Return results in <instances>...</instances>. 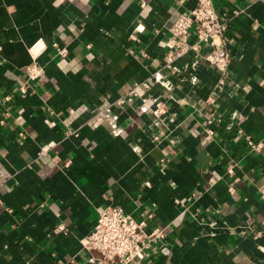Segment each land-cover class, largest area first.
<instances>
[{
  "label": "crops",
  "instance_id": "obj_1",
  "mask_svg": "<svg viewBox=\"0 0 264 264\" xmlns=\"http://www.w3.org/2000/svg\"><path fill=\"white\" fill-rule=\"evenodd\" d=\"M214 5L227 73L192 52L165 64L193 3L0 0V264H102L83 240L113 204L166 235L128 264H264V152L246 141L264 144V0Z\"/></svg>",
  "mask_w": 264,
  "mask_h": 264
},
{
  "label": "built area",
  "instance_id": "obj_2",
  "mask_svg": "<svg viewBox=\"0 0 264 264\" xmlns=\"http://www.w3.org/2000/svg\"><path fill=\"white\" fill-rule=\"evenodd\" d=\"M178 5L184 6L193 3V7L186 14H182L172 27V36L163 46L167 49L164 57L167 66L173 65L180 58L189 53H195L203 57L209 65L217 68L223 73H227L232 57L226 49L229 39L228 22H226L217 11L214 0H174ZM236 15L239 12L235 13ZM191 37L195 40L190 42ZM57 54L65 57L68 54L66 48L60 47L57 42L52 44ZM205 47V48H204ZM206 47L209 51L206 52ZM45 43L42 53L47 50ZM143 57H147L143 53ZM43 68L38 64L37 59L33 60L28 68V80L20 88L22 94H28L32 84L43 74ZM150 89L148 83L143 84ZM0 96L1 93H0ZM12 94L3 95V102L9 104L12 101ZM152 113L157 118L165 119L169 113L167 105L158 100L152 109ZM4 117L0 119V126H6L11 112L5 110ZM217 113L211 114L208 124L216 123ZM208 134L214 135L211 127L207 129ZM161 135L153 137L154 143H160ZM247 145L256 152H264V144L256 143L251 137L246 138ZM175 144L176 140H171ZM228 172L234 173V167ZM233 192L234 190L231 189ZM261 197L264 201V190H261ZM146 222L137 221L126 213L119 205H108L100 213L97 223L91 233L83 240L86 249L98 252L102 257V264L113 263L119 260L122 264H128L136 260H142L148 256L153 242L165 239L166 235L161 229H155L147 234L145 231Z\"/></svg>",
  "mask_w": 264,
  "mask_h": 264
},
{
  "label": "bare ground",
  "instance_id": "obj_3",
  "mask_svg": "<svg viewBox=\"0 0 264 264\" xmlns=\"http://www.w3.org/2000/svg\"><path fill=\"white\" fill-rule=\"evenodd\" d=\"M44 42L42 40H38L35 42L29 49L30 54L32 55L33 59H38L40 55H42V50L44 48Z\"/></svg>",
  "mask_w": 264,
  "mask_h": 264
}]
</instances>
